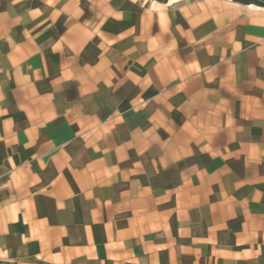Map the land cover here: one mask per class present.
<instances>
[{"label":"crops","instance_id":"0c3cea01","mask_svg":"<svg viewBox=\"0 0 264 264\" xmlns=\"http://www.w3.org/2000/svg\"><path fill=\"white\" fill-rule=\"evenodd\" d=\"M0 264H264V6L0 0Z\"/></svg>","mask_w":264,"mask_h":264},{"label":"trees","instance_id":"16d2710c","mask_svg":"<svg viewBox=\"0 0 264 264\" xmlns=\"http://www.w3.org/2000/svg\"><path fill=\"white\" fill-rule=\"evenodd\" d=\"M157 1H160V2H165L167 0H157ZM236 2H240V3H246V2H243L242 0H234ZM249 3H254L256 5H259V6H264V2L263 1H248Z\"/></svg>","mask_w":264,"mask_h":264},{"label":"rangeland","instance_id":"374dc122","mask_svg":"<svg viewBox=\"0 0 264 264\" xmlns=\"http://www.w3.org/2000/svg\"><path fill=\"white\" fill-rule=\"evenodd\" d=\"M243 2H248V1H263L264 2V0H242Z\"/></svg>","mask_w":264,"mask_h":264}]
</instances>
